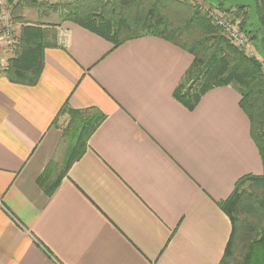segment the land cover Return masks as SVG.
I'll list each match as a JSON object with an SVG mask.
<instances>
[{"label":"crops","instance_id":"1","mask_svg":"<svg viewBox=\"0 0 264 264\" xmlns=\"http://www.w3.org/2000/svg\"><path fill=\"white\" fill-rule=\"evenodd\" d=\"M57 20L35 85L0 72V264H219L232 226L218 202L263 173L239 93L213 87L189 110L173 97L187 51L151 35L112 48ZM65 103L105 118L62 175Z\"/></svg>","mask_w":264,"mask_h":264},{"label":"trees","instance_id":"2","mask_svg":"<svg viewBox=\"0 0 264 264\" xmlns=\"http://www.w3.org/2000/svg\"><path fill=\"white\" fill-rule=\"evenodd\" d=\"M24 2L28 6H35L43 16L55 12L60 14L61 20L71 21L101 36L112 44V48L128 40L151 35L187 51L192 56V62L175 88L173 97L189 110L196 106L204 92L213 87L230 85L239 93V105L249 119L251 136L260 153L263 173L240 177L231 195L218 202L232 226L219 264H264V74L258 62L247 58L231 45L206 14L190 2L68 0L48 3L21 0L15 10H21ZM261 2L258 14L264 26V3ZM217 6L223 7V4L217 3ZM226 9L246 13L241 7L229 6ZM238 24L248 33L242 22ZM55 35L54 30L42 26L40 22L22 25L15 50L7 60V68L3 69L8 80L26 86L35 85L43 69L44 49L57 45ZM186 81H191L192 85L189 84L185 89ZM60 112L69 115L62 133L72 141L62 172L64 175L84 153L89 137L104 120L105 114L95 107L73 109L66 103ZM55 186L45 188V192L50 194ZM238 244L240 249L237 248Z\"/></svg>","mask_w":264,"mask_h":264},{"label":"built area","instance_id":"3","mask_svg":"<svg viewBox=\"0 0 264 264\" xmlns=\"http://www.w3.org/2000/svg\"><path fill=\"white\" fill-rule=\"evenodd\" d=\"M17 0H0V71L3 69L4 56L13 54L17 45V29L19 23L13 17V8ZM52 1V0H51ZM56 1V0H53ZM188 1L206 14L210 22L220 29L221 34L231 45L240 50L247 58L255 59L259 69L264 74V59L255 58L248 50L249 35L243 31L235 17V9H226L207 3L205 0H178ZM259 4L261 0H256ZM64 31L59 32V39H63Z\"/></svg>","mask_w":264,"mask_h":264},{"label":"rangeland","instance_id":"4","mask_svg":"<svg viewBox=\"0 0 264 264\" xmlns=\"http://www.w3.org/2000/svg\"><path fill=\"white\" fill-rule=\"evenodd\" d=\"M65 1H68V0H56V1H53V0L52 1L51 0H36V2H48V3H62ZM205 1L211 5L217 6V2L214 0H205ZM186 2H188V1H186ZM16 4H17V1H16L15 5ZM15 5H14V7H15ZM31 7H33V8L25 9L26 10L25 11V18H22L21 23L18 22L19 23V27H18L19 30H20L21 26L24 24L34 25L35 23H38L40 19H44V18H40L41 14H40L39 9H37L35 6H31ZM223 7L228 8L229 6L227 4H224ZM261 7H262V2L260 1L259 8H261ZM246 13L235 11V17L237 18L238 22H242L241 25L248 32L247 34L250 37V44H249L248 50L253 53V56H255V58L264 59V38L258 33V31L256 32V29L252 25V20H250V18L248 17L249 16L248 10H246ZM41 16H43V15H41ZM49 17H50V19H49ZM49 17H48V19H45V20H50V22L52 23V25H50V27L53 29V27H52L54 25L53 22L58 21L57 19L60 18V14L55 12V13H52ZM18 29H17V38L19 37V32H20V31H18ZM11 56H12V54L4 56L5 65H4L3 69L7 68V60ZM3 69L0 72H3ZM189 84L192 85L191 81H186L185 89L188 88ZM246 187H247V185L244 186V188H246ZM238 247H239V249L241 248L240 244L237 245V248ZM237 252H238V250L236 251V253Z\"/></svg>","mask_w":264,"mask_h":264},{"label":"water","instance_id":"5","mask_svg":"<svg viewBox=\"0 0 264 264\" xmlns=\"http://www.w3.org/2000/svg\"><path fill=\"white\" fill-rule=\"evenodd\" d=\"M218 4H227L233 8L248 9L249 18L252 20L253 26L258 30L261 36H264V26L259 20L258 4L256 0H214ZM264 3V0H261Z\"/></svg>","mask_w":264,"mask_h":264},{"label":"flooded vegetation","instance_id":"6","mask_svg":"<svg viewBox=\"0 0 264 264\" xmlns=\"http://www.w3.org/2000/svg\"><path fill=\"white\" fill-rule=\"evenodd\" d=\"M258 4V3H257ZM258 6H259V4H258ZM246 10H248V9H246Z\"/></svg>","mask_w":264,"mask_h":264}]
</instances>
